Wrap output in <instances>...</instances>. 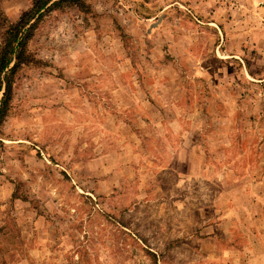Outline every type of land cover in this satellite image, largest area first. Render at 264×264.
Returning a JSON list of instances; mask_svg holds the SVG:
<instances>
[{
    "label": "rangeland",
    "instance_id": "obj_1",
    "mask_svg": "<svg viewBox=\"0 0 264 264\" xmlns=\"http://www.w3.org/2000/svg\"><path fill=\"white\" fill-rule=\"evenodd\" d=\"M87 5L16 75L0 264H264V0Z\"/></svg>",
    "mask_w": 264,
    "mask_h": 264
},
{
    "label": "trees",
    "instance_id": "obj_2",
    "mask_svg": "<svg viewBox=\"0 0 264 264\" xmlns=\"http://www.w3.org/2000/svg\"><path fill=\"white\" fill-rule=\"evenodd\" d=\"M88 0H32L15 22L5 21L0 47V128L13 100L16 75L32 63L28 47L41 23L52 13L76 8L88 11Z\"/></svg>",
    "mask_w": 264,
    "mask_h": 264
},
{
    "label": "crops",
    "instance_id": "obj_3",
    "mask_svg": "<svg viewBox=\"0 0 264 264\" xmlns=\"http://www.w3.org/2000/svg\"><path fill=\"white\" fill-rule=\"evenodd\" d=\"M263 259H264V257H263Z\"/></svg>",
    "mask_w": 264,
    "mask_h": 264
}]
</instances>
